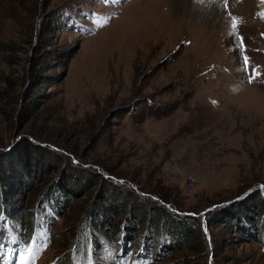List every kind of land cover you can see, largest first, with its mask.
Instances as JSON below:
<instances>
[{
    "label": "rangeland",
    "instance_id": "rangeland-1",
    "mask_svg": "<svg viewBox=\"0 0 264 264\" xmlns=\"http://www.w3.org/2000/svg\"><path fill=\"white\" fill-rule=\"evenodd\" d=\"M261 12V0H227V7L225 0H0V169L7 172L11 154L27 151L46 163L39 178L28 175V185L18 169L8 170L18 180L16 225L33 218L46 186L70 177L65 205L51 222V245L36 249L24 238L34 254L27 264H120L113 248L119 240L109 229L128 223L137 208L143 218L122 251L131 264L141 240H149L137 241L149 221L144 198L160 203L147 192L209 218L207 229L185 218L200 233L172 232L176 241L164 248L166 234H154L151 264H264V204L253 198L264 184ZM114 177L123 180L115 179L118 187ZM104 190L115 204L104 200L91 212L107 231L85 230L99 244L95 258L82 253L85 244L71 243L85 207ZM239 199L249 203L247 218L258 229L252 234L246 222L218 215ZM6 232L0 262L21 264L23 229ZM45 235L39 229L30 237ZM104 239L112 246L106 251Z\"/></svg>",
    "mask_w": 264,
    "mask_h": 264
},
{
    "label": "trees",
    "instance_id": "trees-1",
    "mask_svg": "<svg viewBox=\"0 0 264 264\" xmlns=\"http://www.w3.org/2000/svg\"><path fill=\"white\" fill-rule=\"evenodd\" d=\"M35 95L36 94L32 95L30 102H33L35 100ZM72 156H74V155H71V157ZM11 157H13V154H11ZM11 157H10L11 167L8 168V170L9 171L13 170V169L19 170L16 172L17 173L16 175L19 177V178L18 177L17 178L21 182V184L26 183L28 185V180H27L28 175L32 176V177L37 176V178H39V176L43 174L42 173L44 171L43 167L46 165L45 161H42L43 159H38L37 161L34 162L35 159L33 160V157H32L30 152L27 151L26 155L14 154V157L13 158H11ZM72 159L76 160L78 162V159L76 157H72ZM70 164L71 163L69 161L68 165L66 164V167L70 166V168H71V166H73V165H70ZM84 165H87V164H84ZM8 170H7V172H8L7 173L4 168L1 167V169H0V212H1V210H4L7 217H15V214L17 215V213H19V212H17L18 206L15 204V201L12 198V191L16 187L15 183H17L18 180L13 181L14 178H12V176L10 177L11 172H9ZM33 173H35V174H33ZM21 174H23V176ZM105 177H107L106 174H105ZM101 179H102V182L106 180L105 178H102V177H101ZM107 179H109V178H107ZM115 179L118 181H123V180H120L116 177H114V179L113 178L109 179L111 184L114 187H118V184H117ZM127 183H129V182H127ZM69 185H70V177L66 174V175H62L61 177H59L58 180L56 179L55 183H53L52 185L46 186L39 193L38 199L36 202V205L40 208V210H37V209H39V208H37L36 210H34V213L37 211H46L47 205H49L48 208H53V206L51 204L53 201H56V200H58V202H60L61 204L65 205V200H66L65 193L67 192V187ZM131 186L133 188H137L136 185L131 184ZM258 187H259V191L253 197L254 201L255 200L260 201L261 203L264 204V184L261 183V184H259ZM126 191L131 193V195L134 194L133 191H129L127 189H126ZM103 193L91 205H88L87 207H85V209H86L85 213L86 214H84L83 215L84 217L81 218L80 225L78 227H75V231L73 232V239L75 238L74 239L75 242L77 243V245H79L78 248L84 247L83 244L88 243L89 241H91L92 243H95V237L91 234V232L88 233L89 237L87 239V236L85 233L86 226L89 227L90 230L103 228L105 231H107L108 227L105 226L106 223H104L101 219L96 220L95 216L93 215L94 211H97V210L100 211V209H102L103 206H106L107 203L111 204L115 200L113 197L110 198L109 196H107V199H104V195H106L105 190L103 191ZM147 194L149 196L153 197L154 199H156L157 201H159L160 203L155 204V203H152L150 201L151 199H149L147 197L144 198V200L146 201V203L150 207V210L148 212L149 221H148L147 226L144 228V232L139 233V234H142V236L140 237V235H139L137 241H140V239L145 237V236L147 238H149V240H148V242H146L145 239L141 240L140 250L136 251L135 254H136V257H138L140 255L147 257L149 260L148 261L149 264H151L154 257H151V256L146 254L147 252H152V248L149 245V243H151V241H150L151 237L155 238L157 233L160 235L161 232L163 231L166 234L167 238L164 239L162 242H159V243H160V246L162 248H164L171 241L173 243L176 241V238H174V237L171 238L172 232L175 233V231H176L178 233V231H181L184 233L185 237H187V238H190L192 236H196L198 233H200L199 226L198 227H192L190 224H188V221L187 222L185 221V218H187V219L191 218V219L203 221L205 223L204 225H205L206 229H207L208 224H209V218H208V214L206 212L201 211V210H199L198 212H195L194 210H181L180 208H178L176 206H172L169 201H165L163 198L156 195L155 193L147 192ZM101 196H102V198H101ZM104 200L107 203H105ZM114 204L115 203H113L112 205H114ZM230 204L232 207L229 206V207H226L225 209L223 208V210L218 215L222 216L226 212V213H229V215L231 216L233 221L237 220L240 223H242V221L246 222L248 224L246 232H251V234H252L254 229H256V227L254 225H250L249 219L247 218L249 216L248 214H246L247 209H248L247 205L249 204L248 201L244 200V199H239V202L235 201V202L230 203ZM157 210L159 212L165 213L167 215L166 220L159 218L157 215H155V211H157ZM260 210H261L262 216H263L264 215V209H262L260 207ZM91 211H93V212H91ZM131 212L133 213L131 215L136 218L135 220L133 219L132 216H129L128 217L129 218L128 223L127 222L124 223L119 229H109V230H111V233L114 234V237L116 239L120 240V239H125V238L126 239L131 238L132 234L129 232L130 229L135 227V224H138L140 222V219L143 218V215L140 214V212L137 210V208L132 209ZM29 218H30V216H28L26 218V220H25L26 223L31 222L33 220L34 216H33V218L32 217L30 219ZM160 219L162 221H160ZM159 221H160V223H159ZM262 223H264V220ZM162 224L164 226H162ZM256 230H258V229H256ZM84 234H85L86 238L83 237ZM154 234H155V236H154ZM81 240L84 241L82 244L80 243ZM260 241H261V245L263 246V238H261ZM160 250H161V248H159L157 250V252L160 253ZM185 261H186L185 259L184 260L182 259L177 264H189V261L188 262L187 261L185 262Z\"/></svg>",
    "mask_w": 264,
    "mask_h": 264
},
{
    "label": "snow or ice",
    "instance_id": "snow-or-ice-1",
    "mask_svg": "<svg viewBox=\"0 0 264 264\" xmlns=\"http://www.w3.org/2000/svg\"><path fill=\"white\" fill-rule=\"evenodd\" d=\"M105 2H107V0H105ZM114 2H116V0H114ZM200 2H203V0H200ZM261 3H264V0H261ZM225 7H227V0H225ZM229 15H231V13H229ZM259 15H261V17H264V12H261ZM232 21H233L232 22V28H233V30H235L236 26H237L236 18L232 17ZM242 43H243V40L241 38V44ZM244 61H245V68H247L248 58L246 56L244 58ZM256 75H259V73H254L253 77H250V79H254ZM213 103H215V101H213ZM25 251H26L27 255L21 257V264H27V261L29 259H32L33 255H34L32 252L31 246L27 247ZM87 264H92V261L88 260Z\"/></svg>",
    "mask_w": 264,
    "mask_h": 264
},
{
    "label": "bare ground",
    "instance_id": "bare-ground-1",
    "mask_svg": "<svg viewBox=\"0 0 264 264\" xmlns=\"http://www.w3.org/2000/svg\"><path fill=\"white\" fill-rule=\"evenodd\" d=\"M179 8H180V5L178 4ZM184 9V8H183ZM182 8L179 9L180 12H185ZM202 12V11H201ZM188 14V13H187ZM208 14V13H206ZM219 14V13H218ZM194 16V15H193ZM199 16V15H198ZM200 17V16H199ZM218 17V16H217Z\"/></svg>",
    "mask_w": 264,
    "mask_h": 264
},
{
    "label": "built area",
    "instance_id": "built-area-1",
    "mask_svg": "<svg viewBox=\"0 0 264 264\" xmlns=\"http://www.w3.org/2000/svg\"><path fill=\"white\" fill-rule=\"evenodd\" d=\"M189 178H190V179H193L194 177H193V175H192V174H189Z\"/></svg>",
    "mask_w": 264,
    "mask_h": 264
}]
</instances>
